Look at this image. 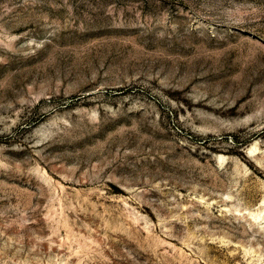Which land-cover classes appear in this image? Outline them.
I'll return each instance as SVG.
<instances>
[{
	"label": "rangeland",
	"instance_id": "rangeland-1",
	"mask_svg": "<svg viewBox=\"0 0 264 264\" xmlns=\"http://www.w3.org/2000/svg\"><path fill=\"white\" fill-rule=\"evenodd\" d=\"M0 264H264V0H0Z\"/></svg>",
	"mask_w": 264,
	"mask_h": 264
},
{
	"label": "bare ground",
	"instance_id": "bare-ground-1",
	"mask_svg": "<svg viewBox=\"0 0 264 264\" xmlns=\"http://www.w3.org/2000/svg\"><path fill=\"white\" fill-rule=\"evenodd\" d=\"M217 159H218V162H219V164H221L222 162H223V156L222 155H218L217 156ZM255 217V216H254Z\"/></svg>",
	"mask_w": 264,
	"mask_h": 264
}]
</instances>
